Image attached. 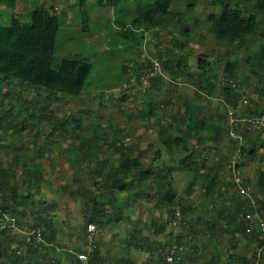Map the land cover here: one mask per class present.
Wrapping results in <instances>:
<instances>
[{
	"label": "rangeland",
	"instance_id": "rangeland-1",
	"mask_svg": "<svg viewBox=\"0 0 264 264\" xmlns=\"http://www.w3.org/2000/svg\"><path fill=\"white\" fill-rule=\"evenodd\" d=\"M138 1L144 7L152 2L117 0L109 6L86 0V25L80 0H17L11 8L0 5L4 25L14 18L36 25L40 6L45 26L58 23L52 67L58 68L65 57L92 63L90 81L77 96L59 93L46 99V89L14 80L0 82L1 120H25L17 129H7V135L0 129V170L16 156L20 162L36 163L42 176L37 184L27 185L22 169L15 168L16 180L11 182L16 183L15 191L0 187V201L9 207L0 214V228L5 230L0 264H72L65 249H87L84 225L93 197L97 208L107 214L91 249L100 264H160L172 245L179 247L174 264H222L229 254L264 264V229L258 225L264 219V192L257 183L258 171L264 169V128L246 123L250 116L264 114V73L251 71L250 63L264 46V12L256 11L254 0L230 1L245 17L257 14V31L238 47L217 42L209 30L205 17L219 10V0L172 3V14L184 13L193 4L186 12L187 35L176 32L169 17L157 27L134 21ZM122 7L129 12H122ZM178 59L185 66H176ZM199 59L209 62L206 70L198 67ZM228 61L236 64L231 77L223 73ZM28 102L30 108H25ZM186 103L197 106L198 116L219 129L208 133L186 128L179 119ZM64 120L67 125L50 138L53 125L61 126ZM167 124L172 130L181 129L175 131L179 143L173 154L159 139L160 126ZM82 136H95L91 144H102V152L80 155L76 146ZM182 141L185 153L178 152ZM113 143L135 147L131 155H140L146 166L136 179L124 177L127 190L139 187L143 192L130 206L125 203L126 191L108 193L102 178L93 173L95 160L110 157ZM243 147L246 152L254 150V159H241ZM179 154H192L197 170L213 167L217 180L206 194L203 180L191 184V172L177 168ZM117 159L112 155L110 163ZM203 159L206 165L201 167ZM236 164L242 165L237 169ZM106 170L110 171L108 165ZM164 176L174 188V200L180 197L194 205L192 210L182 213L175 206L171 215L170 196L157 189ZM248 212L253 217L246 223ZM39 216L51 220L54 239L41 232V239L31 242ZM242 221L246 238L235 231Z\"/></svg>",
	"mask_w": 264,
	"mask_h": 264
},
{
	"label": "trees",
	"instance_id": "trees-1",
	"mask_svg": "<svg viewBox=\"0 0 264 264\" xmlns=\"http://www.w3.org/2000/svg\"><path fill=\"white\" fill-rule=\"evenodd\" d=\"M17 0H0V5L7 6L9 8L13 7ZM174 1L178 0H152L147 7L139 4L135 8V20L142 23H146L149 27H157L161 25L166 17H169V24L173 27L176 32L182 35H187L189 31V16L186 14L188 10H192L193 4H188L187 10L184 13L172 14L170 13V6ZM231 0H219V10L216 12H211L206 15L205 20L209 25V30L215 35L216 41L223 43L225 45H237L238 47L245 46L248 42L250 36H253L258 28L257 14L251 13L249 16H243V13L236 7L230 5ZM99 5H109L113 6L117 3V0H96ZM254 6L257 12H264V0H254ZM80 15L84 25L87 24L89 14L86 9V0H80ZM120 10L124 13H128L129 10L122 7ZM42 6H40V11L37 18V24L33 25L21 21L18 18H14L9 24L4 25L0 23V82L3 80H14L21 84L43 88L48 91L46 99L56 94H66L71 96H77L86 89L92 74V63L89 59H77V58H63L58 68L52 67L54 59V49L55 40L58 31V23L52 22L48 26L44 24ZM190 15V14H189ZM175 40V39H174ZM178 41V40H176ZM251 71L255 73H264V46L261 48V53L258 58L251 61ZM185 66V61L178 59L176 66ZM198 67L202 70H206V66L209 62L203 59H199L197 63ZM236 64L232 61L225 63L223 67V73L225 77H231L234 74ZM161 80L162 78L159 77ZM227 95H229V90H225ZM30 108L29 102L26 104ZM35 107V106H34ZM35 108L34 110H36ZM2 112L0 111V114ZM10 112H8L9 115ZM257 115L261 113H256ZM33 115V114H31ZM180 121L186 128H191L194 130H202L208 133L217 131L219 128L215 124L205 118H200L198 116V107L191 103L185 104L184 111L179 115ZM11 120V119H10ZM11 121H16L13 124ZM8 123L5 120H1L0 116V129L5 130L6 135L8 134L7 129L11 127L18 128V124H23L24 119L12 118ZM68 120H64L63 125L58 126L57 123L53 125L50 138L55 136L56 131L59 128L67 125ZM181 131L180 128L173 129L170 124L160 126L159 139L162 140L163 147L173 154L174 148H176V143H179L176 138L175 131ZM217 134V132L215 133ZM258 141L262 140L258 135ZM95 136H82L77 144V149L80 155H90V153H100L102 152V144H91L92 140H96ZM51 140H49L50 142ZM181 145L177 146L179 148L178 152L185 153V141L180 142ZM1 147V144H0ZM111 156L117 155L118 159L115 164L110 163V157L99 158L95 160L93 165V173L98 174L104 185L106 186L108 193H114V191H126L127 201L125 202L127 206H130L137 197L143 194L142 189L137 187L134 190H127L124 186V177L130 176L136 179L140 174L145 171L146 166L140 160V155L132 156L135 147L132 145L124 144H111ZM255 147L253 146V149ZM185 151V152H184ZM141 153V152H140ZM160 151L157 153L159 156ZM254 150L249 149L246 152L245 147L241 149V159H254ZM78 156L80 158L81 156ZM255 155V154H254ZM180 159L178 161L177 168L181 170H186L191 172V180L194 182L202 181L204 194H206L209 189L215 186L216 175L212 174L211 168L204 171L202 169L197 170L195 167V160H193L190 155L179 154ZM243 157V158H242ZM19 157L14 156L6 165V167L0 170V187L4 189H10L11 192L15 191L16 183L11 185L12 180H16L15 168L22 169L20 173L23 174L22 181L29 185L31 182L35 184L41 180V174L39 173L36 163L33 162H23L18 160ZM0 161H3V156L0 155ZM89 161V160H88ZM91 162V161H89ZM106 165L108 169L106 170ZM206 165L205 159L202 160L200 166L204 167ZM242 164H236L238 169ZM257 183L260 185V191L264 192V169L259 170L257 174ZM191 184L186 188L187 192L191 190ZM210 187V188H209ZM157 189L162 191L166 196H170L168 200L172 207L170 213L173 216L175 213V206L180 208L182 213H185L186 208L192 210L193 206L187 201H183L180 197L174 200L176 194L174 188L167 181L166 176L159 180ZM171 193V195H170ZM13 196V193H12ZM236 201L235 199H233ZM93 203L91 206V212L87 216V222H93L97 226L102 225L107 214L102 210L98 209L96 206V198L93 197ZM115 204L110 202V204ZM264 205V203H263ZM0 208L3 210L9 209L8 204L3 200L0 201ZM115 213H119V210H114ZM229 215V214H228ZM227 215V217H229ZM237 213H234L235 217ZM224 216V215H223ZM222 216V217H223ZM39 223L33 224L34 227H39L41 232L48 240L54 239V229L51 220L39 216ZM232 221H235L231 218ZM245 222V221H244ZM242 221L241 225L235 227L237 234L242 237H247L246 227ZM86 225H84L85 227ZM49 230V235L47 231ZM5 230L0 233V248L3 244L2 238L4 237ZM21 243V242H20ZM138 246V244H135ZM36 251L35 249H31ZM245 256H240L236 254L227 255L226 260L222 264H249ZM90 264H100V257L96 252L90 253ZM128 264V263H127ZM208 264H212L209 262Z\"/></svg>",
	"mask_w": 264,
	"mask_h": 264
},
{
	"label": "built area",
	"instance_id": "built-area-1",
	"mask_svg": "<svg viewBox=\"0 0 264 264\" xmlns=\"http://www.w3.org/2000/svg\"><path fill=\"white\" fill-rule=\"evenodd\" d=\"M246 123H250L252 127L256 129L264 128V114L259 115H252L249 117V120L246 121ZM238 124L235 125L237 127ZM6 213V210H3L0 208V214ZM246 216L245 221L246 223L250 220H252V213L248 212L245 214ZM258 225L261 229H264V219L260 218L258 220ZM247 230H249L247 228ZM0 228V233H1ZM31 234L34 235L33 238H31V242L39 241L41 239V229L38 227H33L31 230ZM99 234V228L98 226L93 222H88L85 226V241L87 243V249L82 250H74L73 248H67L65 251L70 256L72 264H90V253L93 246L95 247L94 240L96 236ZM26 241H30L29 238H27ZM27 243V242H26ZM29 244V243H28ZM178 248L175 245H172L166 250V252L163 254L162 261L160 264H174L178 258ZM250 264H257V261H251Z\"/></svg>",
	"mask_w": 264,
	"mask_h": 264
}]
</instances>
